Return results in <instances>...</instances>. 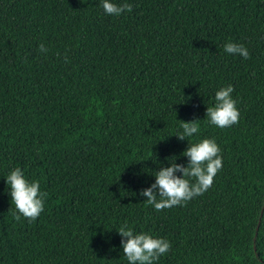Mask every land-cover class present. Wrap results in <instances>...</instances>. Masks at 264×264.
Here are the masks:
<instances>
[{
    "label": "trees",
    "instance_id": "obj_1",
    "mask_svg": "<svg viewBox=\"0 0 264 264\" xmlns=\"http://www.w3.org/2000/svg\"><path fill=\"white\" fill-rule=\"evenodd\" d=\"M112 2L133 9L0 0V264H129L125 222L170 242L153 264H264V0ZM229 84L239 122L220 128L206 110ZM204 138L223 160L211 187L148 205L155 173ZM16 167L48 194L35 221L13 215Z\"/></svg>",
    "mask_w": 264,
    "mask_h": 264
},
{
    "label": "clouds",
    "instance_id": "obj_2",
    "mask_svg": "<svg viewBox=\"0 0 264 264\" xmlns=\"http://www.w3.org/2000/svg\"><path fill=\"white\" fill-rule=\"evenodd\" d=\"M84 2V0H81ZM103 9L108 15L119 16L123 12H131L133 5L130 3L117 4L112 0H103ZM228 54L240 55L245 59L250 58L248 49L243 44L229 42L225 44ZM41 52H47L45 45L39 46ZM234 87L228 85L220 88L215 93V105L207 107L208 122L220 128L231 127L239 122L240 112L237 101L233 98ZM199 119L185 122L180 127L182 133L176 134L178 139L192 137L199 132ZM220 148L215 138H204L199 142L189 144L183 155L189 158L187 166L178 164L173 160L171 166L162 167L155 173L156 179L150 187L143 189L141 195L147 197L148 205L155 210L183 205L196 196L202 195L213 184L214 177L223 166ZM182 173V176L176 173ZM10 185L11 199L19 213H13L16 220L21 216L29 221H35L44 211L47 192L41 191L40 182L26 178L20 167L11 170L7 176ZM122 239L123 253L129 264H153L160 256L166 254L171 244L164 238L154 237L149 233L135 234L133 229L125 222L119 229Z\"/></svg>",
    "mask_w": 264,
    "mask_h": 264
}]
</instances>
